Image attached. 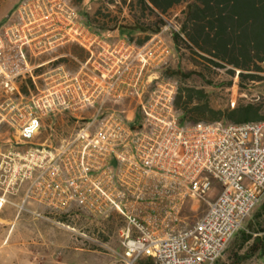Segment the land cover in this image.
Here are the masks:
<instances>
[{"label":"built area","instance_id":"obj_1","mask_svg":"<svg viewBox=\"0 0 264 264\" xmlns=\"http://www.w3.org/2000/svg\"><path fill=\"white\" fill-rule=\"evenodd\" d=\"M171 30L166 23L142 46L112 42L91 32L70 0H21L0 25V138L21 148L45 120L74 123L56 146L2 154L0 185L24 186L16 207L34 217L117 214L123 264H215L264 195V121L179 124L177 85L158 71L170 61L163 34ZM70 44L87 54L76 70L57 64L36 75L65 58L36 64L40 56ZM40 77L41 90L20 91ZM189 198L207 206L191 223Z\"/></svg>","mask_w":264,"mask_h":264},{"label":"trees","instance_id":"obj_2","mask_svg":"<svg viewBox=\"0 0 264 264\" xmlns=\"http://www.w3.org/2000/svg\"><path fill=\"white\" fill-rule=\"evenodd\" d=\"M92 1L97 9L90 15L79 10L83 0H70L81 22L98 34L117 29L137 46L159 34L165 18L181 8L176 20L179 31L171 33L174 61L162 71L177 85L174 106L180 125L264 121V0ZM234 85H238L234 105L229 95L219 103L218 90L230 92ZM28 87H33L30 80L20 85V91L27 94ZM262 210L259 218L264 207ZM238 232L242 245L250 243L246 258L256 256L260 264L264 259V223L259 222L250 233ZM137 264L155 262L143 258Z\"/></svg>","mask_w":264,"mask_h":264},{"label":"rangeland","instance_id":"obj_3","mask_svg":"<svg viewBox=\"0 0 264 264\" xmlns=\"http://www.w3.org/2000/svg\"><path fill=\"white\" fill-rule=\"evenodd\" d=\"M21 0H0V22L4 17L10 13L14 7ZM97 9V4L92 0H83L79 10L87 11L90 15ZM181 16V8L174 10L169 16L165 18L166 23H171L177 27L178 30L167 31L163 34V39L168 45L171 56L168 68L174 61V42L171 38L172 32L179 31L177 19ZM166 25V24H165ZM111 27V25H108ZM91 31V30H90ZM93 32V31H91ZM117 29H109L103 33L104 37L109 41L115 42L120 36ZM68 45L54 49L40 56L36 60V64L45 62L54 57L62 55ZM77 49H81L77 45H73ZM34 62V60H33ZM57 64H64L68 69L73 70L76 64L73 61L55 62L54 64L47 65L41 69L36 70V75H41L48 69L56 66ZM164 69L158 70L163 75ZM164 76V75H163ZM43 77L37 78L33 87H28L29 93H35L43 87ZM170 80V79H169ZM26 81H29L26 80ZM175 83L173 80H170ZM176 85V83H175ZM198 86V85H197ZM236 88V89H235ZM229 95L232 102L236 101L238 95V85H234L232 90L217 92V101L223 102ZM256 95V91L253 93ZM74 129L73 121L65 117L58 116L56 118L45 120L39 134L24 147H16L14 144L9 143L8 138H0V158L2 154L14 151H24L26 149L36 147L35 144L45 142L46 145L56 146L59 142L67 137ZM7 173L0 169V180L6 177ZM24 186L18 188V193L14 191H5V187L0 185V264H52V261L67 260L71 264H123L120 261V255L123 249L117 248L112 250L100 249L97 247L95 241L104 239L110 242H119V230L123 227V220L115 213H111L109 218L98 219L99 217H90L81 214L77 211H72L69 216H51L44 215L41 217H34L26 214H21L20 217H7L4 218L5 211L14 213L17 211L15 204L19 203V199L24 194ZM220 194L219 185L213 184L212 190L206 194V198L214 202ZM264 195L260 198L250 215L247 217L243 228L240 231L250 233L257 224L264 223V213L262 218L257 215L263 211ZM206 209V204L202 200H195L189 198L183 209V218L188 223L193 222L196 218L200 217ZM4 211V212H3ZM104 233H101V231ZM5 238H7V243ZM55 238V240L53 239ZM241 232H238L230 241L227 248L218 259L216 264H258V258H246L245 253L250 246V243L242 245ZM65 242V248L53 249L55 241ZM79 248L85 249L84 251L78 250Z\"/></svg>","mask_w":264,"mask_h":264},{"label":"crops","instance_id":"obj_4","mask_svg":"<svg viewBox=\"0 0 264 264\" xmlns=\"http://www.w3.org/2000/svg\"><path fill=\"white\" fill-rule=\"evenodd\" d=\"M119 35V34H118ZM79 55H81V56H79ZM57 57H65L67 60H69V61H75L76 59H78V60H85L86 59V57H87V54H86V52L84 51V50H82V49H77L76 47H74L73 45H68L67 47H66V49L64 50V52L62 53V55H59V56H57ZM55 58V57H54ZM48 61V60H47ZM76 68L77 67H75L73 70H76ZM23 189H25V187L23 188ZM8 191H10V190H8ZM11 191H14L15 193H18V188L16 189V187H13V188H11ZM22 198H23V196L19 199V203H17V204H15V205H18V204H20V202L22 201ZM32 209H36V210H38V211H43L44 209H43V207H41V206H39V205H37V204H35V203H30V205H29ZM207 210V206H206V209H205V211ZM204 211V212H205ZM4 212V211H3ZM203 212V213H204ZM21 214H26V215H28L27 213H19V211L17 210V211H14V213H10V212H8V211H5L4 212V215H6L4 218H7V217H15V218H17V217H20V215ZM105 218H109V216L108 217H99L98 219H105ZM101 233H104V231L102 230L101 231ZM119 237H120V233H121V229L119 230ZM54 240H55V238H53ZM4 241H6L5 242V244L7 243V238H5V240ZM98 245H97V247L98 248H100V249H107V250H112V249H117V248H120L121 247V245H120V239H119V242H117V243H114V242H110V241H107V240H104V239H101V240H98V241H95ZM120 246V247H119ZM59 248H65V242H59L58 240L57 241H55L54 243H53V249H59ZM122 248V247H121ZM78 250H80V251H84L85 249H81V248H79ZM53 263L52 264H71L70 262H68L66 259L65 260H58V261H52ZM82 264H87V263H82Z\"/></svg>","mask_w":264,"mask_h":264}]
</instances>
